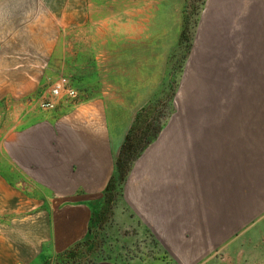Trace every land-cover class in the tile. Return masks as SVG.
Returning <instances> with one entry per match:
<instances>
[{
    "label": "rangeland",
    "instance_id": "obj_1",
    "mask_svg": "<svg viewBox=\"0 0 264 264\" xmlns=\"http://www.w3.org/2000/svg\"><path fill=\"white\" fill-rule=\"evenodd\" d=\"M208 3L0 0V133L19 117L18 98L40 74L37 95L66 80L79 98L104 102L123 141L129 133L140 148L123 175L116 171L93 209L89 236L68 262L264 264V224L215 251L202 249L197 260L189 247L193 98L191 91L181 110L179 80L193 69L196 26ZM57 26L61 39L50 56L44 41ZM18 219L7 215L0 225L17 229Z\"/></svg>",
    "mask_w": 264,
    "mask_h": 264
},
{
    "label": "crops",
    "instance_id": "obj_2",
    "mask_svg": "<svg viewBox=\"0 0 264 264\" xmlns=\"http://www.w3.org/2000/svg\"><path fill=\"white\" fill-rule=\"evenodd\" d=\"M196 27L193 69L179 80L181 110L193 98V260L264 224V0H209ZM39 77L0 133V218L19 217L17 229L0 225V264H79L68 257L89 236L123 139L107 105L70 83L75 98L42 110L54 83L37 95Z\"/></svg>",
    "mask_w": 264,
    "mask_h": 264
},
{
    "label": "built area",
    "instance_id": "obj_3",
    "mask_svg": "<svg viewBox=\"0 0 264 264\" xmlns=\"http://www.w3.org/2000/svg\"><path fill=\"white\" fill-rule=\"evenodd\" d=\"M75 97L76 93L70 87L69 82L64 79H60L52 85L48 97L40 103V108L42 110L50 111L55 109L58 102L61 101L63 98L69 99Z\"/></svg>",
    "mask_w": 264,
    "mask_h": 264
},
{
    "label": "trees",
    "instance_id": "obj_4",
    "mask_svg": "<svg viewBox=\"0 0 264 264\" xmlns=\"http://www.w3.org/2000/svg\"><path fill=\"white\" fill-rule=\"evenodd\" d=\"M131 141H132V138L130 137V134L128 133L124 138L119 157L115 164L116 171L120 172L121 175L125 173V168L128 166V163L135 158L133 156L135 152L140 150V148H136V149L133 148ZM108 190H109V186L107 187V191Z\"/></svg>",
    "mask_w": 264,
    "mask_h": 264
}]
</instances>
